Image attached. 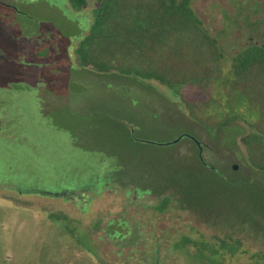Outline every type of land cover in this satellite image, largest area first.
Instances as JSON below:
<instances>
[{
	"label": "rangeland",
	"instance_id": "1",
	"mask_svg": "<svg viewBox=\"0 0 264 264\" xmlns=\"http://www.w3.org/2000/svg\"><path fill=\"white\" fill-rule=\"evenodd\" d=\"M95 6L88 0L75 12L68 0H0V185L20 184L25 194L0 188V264H145L140 253L158 242L160 264H264V172L241 140L260 118V96L231 66L242 48L264 43V0H194L223 48V76L177 93L154 79L80 67L75 48ZM232 113L237 135L197 120ZM36 122L68 131L78 153L117 158L115 180L83 195L72 190L84 178L39 181L50 195L29 194L24 175L10 176L5 163L30 150ZM168 194L175 201L157 210ZM111 220L120 221L117 237ZM236 241L230 254L223 246Z\"/></svg>",
	"mask_w": 264,
	"mask_h": 264
},
{
	"label": "trees",
	"instance_id": "2",
	"mask_svg": "<svg viewBox=\"0 0 264 264\" xmlns=\"http://www.w3.org/2000/svg\"><path fill=\"white\" fill-rule=\"evenodd\" d=\"M87 2L88 0H68L75 12L82 10ZM193 2L194 0H96V6L91 11L89 29L80 36L75 48L80 67L101 73L116 71L136 78L154 79L175 93L187 86L218 81L223 76V48L197 17ZM231 66L236 76L258 94L257 97L260 96L255 100L260 105V118L255 123H248L249 131L241 136V140L249 163L258 171L264 172V43L248 44L242 48L233 55ZM210 102L212 101L207 100L205 104ZM15 113L19 114L18 111ZM238 116L237 113L228 114L216 123L200 117L197 120L206 130L224 132L233 128L236 131L237 127L232 122ZM20 118L21 115L14 122ZM29 122L26 118L24 125ZM36 127H41L38 132H34L42 140L38 142L31 139L35 128L30 126L31 135L26 139L30 150L21 155V159H10L5 163L10 176L24 175L29 194H49L40 189L39 181L61 184L72 177L80 183L84 178L86 183L82 182L72 190L79 189L83 195L86 189L99 192L112 179L115 180L117 158L78 153V148L71 142V136L65 129L54 128L51 133L39 122H36ZM237 134L236 131L235 135ZM198 159L206 169H213L204 164L200 155ZM3 182L5 184L0 185L1 189L10 188L16 195H25L20 184ZM139 186L136 185V188L139 189ZM172 201H175L174 196L165 195L155 208L163 211ZM114 222L120 224V221L111 220L109 223L117 237V228L112 226ZM126 235L134 238L135 244L143 241V236L138 232L131 233L127 230ZM183 237L187 240L191 238L184 234ZM238 246L239 241L227 243L223 247H228L230 254H233ZM88 248L95 253L94 249ZM161 250L158 242L156 248L140 254L147 255L143 257L144 262L160 264ZM165 255L168 257L169 253Z\"/></svg>",
	"mask_w": 264,
	"mask_h": 264
},
{
	"label": "water",
	"instance_id": "3",
	"mask_svg": "<svg viewBox=\"0 0 264 264\" xmlns=\"http://www.w3.org/2000/svg\"><path fill=\"white\" fill-rule=\"evenodd\" d=\"M189 137H190L191 139H193V140L195 141V143H196L199 147H201V144H200V142H199L197 139H195V138L192 137V136H189ZM177 140H179V138L173 140L172 142H176Z\"/></svg>",
	"mask_w": 264,
	"mask_h": 264
},
{
	"label": "flooded vegetation",
	"instance_id": "4",
	"mask_svg": "<svg viewBox=\"0 0 264 264\" xmlns=\"http://www.w3.org/2000/svg\"><path fill=\"white\" fill-rule=\"evenodd\" d=\"M201 149H202V148H201V147H199V151H200V152H201ZM200 152H199V155H200V157L202 158V156H201Z\"/></svg>",
	"mask_w": 264,
	"mask_h": 264
}]
</instances>
